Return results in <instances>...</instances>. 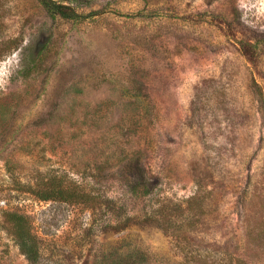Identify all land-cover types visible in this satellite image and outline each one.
<instances>
[{
	"label": "rangeland",
	"instance_id": "1",
	"mask_svg": "<svg viewBox=\"0 0 264 264\" xmlns=\"http://www.w3.org/2000/svg\"><path fill=\"white\" fill-rule=\"evenodd\" d=\"M55 1L90 17L0 0V264H31L11 210L36 264L109 263L118 247L144 264H264V0ZM51 178L101 202L41 201ZM119 216L139 222L102 231Z\"/></svg>",
	"mask_w": 264,
	"mask_h": 264
},
{
	"label": "trees",
	"instance_id": "2",
	"mask_svg": "<svg viewBox=\"0 0 264 264\" xmlns=\"http://www.w3.org/2000/svg\"><path fill=\"white\" fill-rule=\"evenodd\" d=\"M45 11L54 17H60L69 21H81L82 19L89 18L79 15L76 12V8L70 4L64 2H58L55 0H37ZM79 5L77 0L70 1ZM258 45L242 44L243 57L252 59V62L257 60ZM43 189L39 191V200L56 201L65 203L68 205H84L87 207H95L101 202L100 197L92 196L89 193L81 191L79 187L68 184L64 179L51 178L42 185ZM132 193H141L143 196L150 194L149 189L144 185H136L130 187ZM109 204L115 205L114 202L108 201ZM112 208V207H110ZM4 224L7 226L8 231L12 235L15 243L18 245L20 253L31 264H36L40 260V246L36 235L33 233L31 222L29 218L20 213L18 210L5 211L3 213ZM139 222L135 217L119 216L117 221L113 224L107 223L102 227L103 232L112 231L114 233H120L127 229L134 223ZM143 224H156L158 225L159 216L147 215L142 221ZM107 256H103L101 264H144L146 257L140 249H128L123 251L122 248H115V252L110 259L109 263H106Z\"/></svg>",
	"mask_w": 264,
	"mask_h": 264
}]
</instances>
